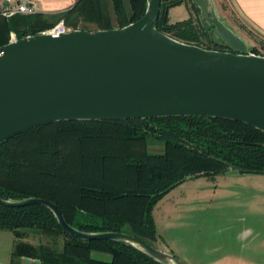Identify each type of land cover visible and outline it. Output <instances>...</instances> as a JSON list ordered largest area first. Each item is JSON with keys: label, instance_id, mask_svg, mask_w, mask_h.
<instances>
[{"label": "trees", "instance_id": "trees-1", "mask_svg": "<svg viewBox=\"0 0 264 264\" xmlns=\"http://www.w3.org/2000/svg\"><path fill=\"white\" fill-rule=\"evenodd\" d=\"M184 1L194 18L168 22V9ZM145 4V0H74L59 12L0 16V45L8 41L9 31L19 38L48 29L59 19L71 29L121 27L139 18ZM17 18L25 21L24 28H15ZM155 26L176 39L212 48L190 0H159ZM260 46L264 49V42ZM251 50L259 54L255 47ZM149 145L161 148L150 151ZM229 167L264 174V132L239 121L203 116L61 120L0 143V197L44 198L76 229L126 232L155 246V203L187 178H211ZM22 228L60 237L59 243L20 245L16 254L38 264H160L121 242L77 239L64 232L43 206L0 205V229L21 237ZM92 252L110 258L99 259Z\"/></svg>", "mask_w": 264, "mask_h": 264}, {"label": "water", "instance_id": "water-1", "mask_svg": "<svg viewBox=\"0 0 264 264\" xmlns=\"http://www.w3.org/2000/svg\"><path fill=\"white\" fill-rule=\"evenodd\" d=\"M145 1L142 15L121 27L38 32L0 45V143L61 120L203 116L264 132V54L220 19L213 0L190 2L210 43L228 50L158 31L159 0ZM31 204L77 239L121 242L160 264H183L126 232L76 229L44 198L0 197L2 206Z\"/></svg>", "mask_w": 264, "mask_h": 264}, {"label": "rangeland", "instance_id": "rangeland-1", "mask_svg": "<svg viewBox=\"0 0 264 264\" xmlns=\"http://www.w3.org/2000/svg\"><path fill=\"white\" fill-rule=\"evenodd\" d=\"M221 13L234 32L246 39L259 54H264L260 46L264 39L260 35L235 16L223 11ZM188 16L194 18L195 12L187 1L173 6L167 12L168 22L171 23ZM160 148L158 145L148 146L150 151H159ZM166 193L168 198L180 196L178 205L189 208L181 213L182 218H189L181 226H189L193 234L172 240L171 253L182 263L264 264V174L227 168L211 178L198 176L186 179ZM160 199L153 208L157 221L163 225L167 204ZM190 207L194 209L190 210ZM174 230L171 229L170 235ZM21 231L22 236L15 237L10 231L0 229V264H38L35 259L16 254L20 245L60 242V237L53 238L37 228H22ZM153 243L162 249L158 239ZM92 256L103 260L110 258L101 252H92Z\"/></svg>", "mask_w": 264, "mask_h": 264}, {"label": "crops", "instance_id": "crops-1", "mask_svg": "<svg viewBox=\"0 0 264 264\" xmlns=\"http://www.w3.org/2000/svg\"><path fill=\"white\" fill-rule=\"evenodd\" d=\"M37 8V12L39 13H54L64 10L69 7L74 0H31ZM216 10L219 14L221 20L225 21L231 28L232 26L226 21V19L222 18L223 11L227 15L235 16L242 24H244L249 29L255 31L258 35H260L264 39V0H213ZM170 7L169 9H171ZM168 9V10H169ZM14 23L16 29H22L25 26V21L23 19L17 18ZM233 29V28H232ZM190 179V178H188ZM186 180V179H185ZM170 193V192H169ZM168 193H166L162 199L166 201L167 209L164 212L165 218L162 220L163 225L159 224L155 215V209H152V216L155 223L156 235L157 239L162 244V249L171 253L173 241H176L177 238L180 237H189L193 234L192 230H189L190 227L183 228L181 226L186 219L182 218L181 213L189 208H183L178 205L181 200L180 196L177 197H167ZM167 197V198H166ZM160 199V200H162ZM166 199V200H165ZM193 207H190L192 210ZM194 209V208H193ZM172 223L171 227L169 223ZM171 224V225H172ZM161 226H164L163 229ZM171 229H175L173 234L170 235ZM165 231L167 233L165 234ZM190 233V234H189ZM183 234V235H182ZM172 243V244H171ZM172 254V253H171ZM184 264V263H183ZM186 264V263H185Z\"/></svg>", "mask_w": 264, "mask_h": 264}, {"label": "built area", "instance_id": "built-area-1", "mask_svg": "<svg viewBox=\"0 0 264 264\" xmlns=\"http://www.w3.org/2000/svg\"><path fill=\"white\" fill-rule=\"evenodd\" d=\"M36 12V5L31 0H0V16L4 18L13 15H30ZM70 29L62 19H59L50 28L40 32H61ZM15 38V33L9 31L8 41L14 40Z\"/></svg>", "mask_w": 264, "mask_h": 264}, {"label": "flooded vegetation", "instance_id": "flooded-vegetation-1", "mask_svg": "<svg viewBox=\"0 0 264 264\" xmlns=\"http://www.w3.org/2000/svg\"><path fill=\"white\" fill-rule=\"evenodd\" d=\"M210 47H212L213 49H218V50H228L225 47L219 46V45H214L211 43Z\"/></svg>", "mask_w": 264, "mask_h": 264}]
</instances>
